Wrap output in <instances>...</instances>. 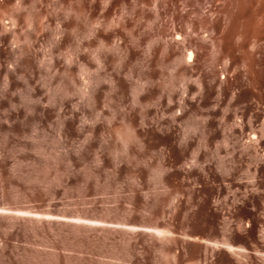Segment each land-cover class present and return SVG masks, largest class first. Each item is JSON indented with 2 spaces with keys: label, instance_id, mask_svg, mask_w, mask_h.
<instances>
[{
  "label": "rangeland",
  "instance_id": "rangeland-1",
  "mask_svg": "<svg viewBox=\"0 0 264 264\" xmlns=\"http://www.w3.org/2000/svg\"><path fill=\"white\" fill-rule=\"evenodd\" d=\"M256 4L0 0V264H264Z\"/></svg>",
  "mask_w": 264,
  "mask_h": 264
},
{
  "label": "bare ground",
  "instance_id": "bare-ground-1",
  "mask_svg": "<svg viewBox=\"0 0 264 264\" xmlns=\"http://www.w3.org/2000/svg\"><path fill=\"white\" fill-rule=\"evenodd\" d=\"M257 11H264V0H257V4L254 6ZM192 58V52H190L189 57Z\"/></svg>",
  "mask_w": 264,
  "mask_h": 264
}]
</instances>
